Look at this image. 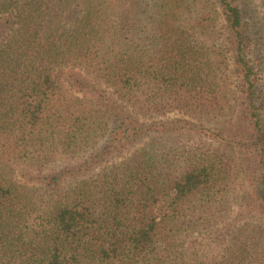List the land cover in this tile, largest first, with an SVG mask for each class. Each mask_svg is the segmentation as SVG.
<instances>
[{"label":"trees","instance_id":"1","mask_svg":"<svg viewBox=\"0 0 264 264\" xmlns=\"http://www.w3.org/2000/svg\"><path fill=\"white\" fill-rule=\"evenodd\" d=\"M246 2L0 0V264H264Z\"/></svg>","mask_w":264,"mask_h":264},{"label":"rangeland","instance_id":"2","mask_svg":"<svg viewBox=\"0 0 264 264\" xmlns=\"http://www.w3.org/2000/svg\"><path fill=\"white\" fill-rule=\"evenodd\" d=\"M248 7H244L246 13V20L252 27L254 36L256 37V33L259 36H264V0H247ZM264 43V38H263ZM260 54L264 56V47L260 50ZM259 85L261 91L264 92V64L262 68H259ZM182 114L175 113L170 115L169 118H177L182 117ZM123 157L119 158H112L108 163L107 166H112L119 162Z\"/></svg>","mask_w":264,"mask_h":264}]
</instances>
